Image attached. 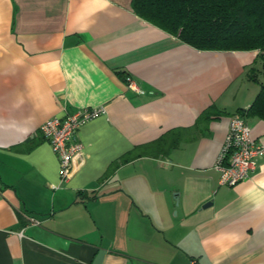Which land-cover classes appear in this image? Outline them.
Listing matches in <instances>:
<instances>
[{
	"label": "crops",
	"instance_id": "crops-1",
	"mask_svg": "<svg viewBox=\"0 0 264 264\" xmlns=\"http://www.w3.org/2000/svg\"><path fill=\"white\" fill-rule=\"evenodd\" d=\"M261 52L198 49L132 0H0V264H264V157L232 186L215 168L233 115L264 144ZM93 106L61 181L39 127Z\"/></svg>",
	"mask_w": 264,
	"mask_h": 264
},
{
	"label": "trees",
	"instance_id": "trees-1",
	"mask_svg": "<svg viewBox=\"0 0 264 264\" xmlns=\"http://www.w3.org/2000/svg\"><path fill=\"white\" fill-rule=\"evenodd\" d=\"M132 8L198 49L262 51L261 68H251L248 78L261 87L250 112L264 116V0H132ZM211 112L205 110L202 116ZM134 156L129 152L120 161Z\"/></svg>",
	"mask_w": 264,
	"mask_h": 264
},
{
	"label": "built area",
	"instance_id": "built-area-1",
	"mask_svg": "<svg viewBox=\"0 0 264 264\" xmlns=\"http://www.w3.org/2000/svg\"><path fill=\"white\" fill-rule=\"evenodd\" d=\"M131 85L134 86L133 83ZM104 112L103 106L83 107L64 116L48 117L41 123L40 133L59 157L61 181L70 177L74 158L83 150V143L76 138L78 130L85 122ZM263 157L264 144L252 138L245 117L233 115L215 163V168L220 173V183L232 186L243 181ZM32 223H39V220L33 218Z\"/></svg>",
	"mask_w": 264,
	"mask_h": 264
},
{
	"label": "rangeland",
	"instance_id": "rangeland-1",
	"mask_svg": "<svg viewBox=\"0 0 264 264\" xmlns=\"http://www.w3.org/2000/svg\"><path fill=\"white\" fill-rule=\"evenodd\" d=\"M83 108V107H82ZM86 123V122H85ZM83 126V125H82ZM229 186V185H228Z\"/></svg>",
	"mask_w": 264,
	"mask_h": 264
}]
</instances>
